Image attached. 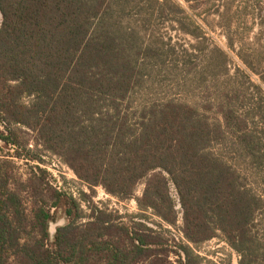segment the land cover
<instances>
[{"label":"trees","instance_id":"trees-1","mask_svg":"<svg viewBox=\"0 0 264 264\" xmlns=\"http://www.w3.org/2000/svg\"><path fill=\"white\" fill-rule=\"evenodd\" d=\"M142 1L0 0V264H206L197 249L219 233L252 264L263 201L241 176L264 173V78L257 102L223 109L222 123L174 99L138 104L162 73L155 46L126 27L133 10L153 16ZM145 1L163 15L167 0ZM241 3L263 16L264 0ZM231 138L241 173L213 150ZM50 157L93 194L135 199L139 213L115 218L92 195L55 186ZM179 205L174 247L149 223L171 233Z\"/></svg>","mask_w":264,"mask_h":264},{"label":"rangeland","instance_id":"rangeland-1","mask_svg":"<svg viewBox=\"0 0 264 264\" xmlns=\"http://www.w3.org/2000/svg\"><path fill=\"white\" fill-rule=\"evenodd\" d=\"M141 7L153 16H141L139 9L133 10L128 14L126 27L140 29L145 46H155L162 55L159 61L162 73L135 96L138 104L174 99L194 106L206 114L211 123L217 124L223 122V109L232 107L241 114L257 102L260 95L257 86L264 78V10L263 16L257 17L253 7L242 4L241 0H167L162 16L155 13L159 8L156 3L143 0ZM235 149L233 138L213 146L222 159L241 173V157ZM47 161L54 185L64 187L76 198H80V192L92 195L93 203L108 209L115 218L139 213L135 199L121 201L102 188L93 194L60 159L50 157ZM26 173L25 169L21 171V174ZM241 186L254 190L263 201L250 229L252 255L248 261L264 264V173L241 176ZM144 189V183L140 184L137 198ZM172 193L178 201L174 187ZM178 211V227L170 229L171 233H164L159 226L149 223L156 231L166 234L174 247L184 241L180 205ZM153 220L158 222L157 218ZM66 223L61 215L51 225L52 237L57 228ZM197 253L206 264H241L243 258L221 233L202 244ZM172 257L175 261L176 257Z\"/></svg>","mask_w":264,"mask_h":264}]
</instances>
